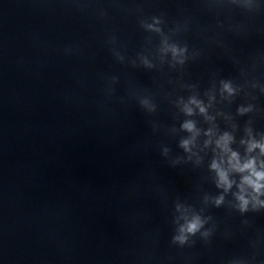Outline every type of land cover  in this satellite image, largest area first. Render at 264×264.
<instances>
[{
    "label": "clouds",
    "instance_id": "1",
    "mask_svg": "<svg viewBox=\"0 0 264 264\" xmlns=\"http://www.w3.org/2000/svg\"><path fill=\"white\" fill-rule=\"evenodd\" d=\"M205 6L209 10H216L219 12L225 6H235L249 12H256L262 6L259 0H204ZM141 15L138 17L139 26L147 33L155 34L160 37L159 47L157 49L158 58L160 61L159 68L167 64L170 69L181 71L189 60L196 59L201 55L200 50H190L189 45L184 42L181 43L174 37L182 32H187L189 29L190 18L185 19L182 23H176L174 27L167 32L164 30L165 19L163 14L160 16L152 15L145 17L142 15V9H137ZM100 15H105L101 10ZM218 27L223 28L224 24L218 21ZM243 31V26L229 25V30ZM211 39V38H209ZM218 45L221 41L215 40ZM108 43L112 45L111 52L113 57L120 63L126 62V56L117 47V40L115 36H110ZM68 51H71L70 49ZM137 57L140 65L146 69H156L158 65L149 59V56L144 53H138ZM133 66L136 61H131ZM243 75V70H241ZM110 84L118 82L119 77L112 76L108 78ZM247 83V81H246ZM180 87L189 90L192 94L187 98L178 96L174 105L179 113L185 117H194L197 114L202 116L205 122L213 123L215 116L211 115L209 109L213 108L216 102L217 93L224 100L229 103L239 96L244 91V85L235 82L232 79H219L217 82L215 78L208 90L205 91V99L201 98L198 91V84H187L180 82ZM253 89H259L261 94H264V84L254 80L251 82ZM109 93L112 91L110 88ZM246 95H251L246 93ZM130 96L136 99L140 107L148 114H153L157 111V104L154 99L147 95H139L135 90L130 91ZM252 96V99H255ZM123 100V98H121ZM256 110V106L252 103L247 105H238L236 114L244 116ZM220 114V113H218ZM153 131H158V126L153 123ZM235 125L233 128L235 129ZM169 134L175 135L178 132H186L187 136L180 137L178 147L183 150L185 156L177 155L172 157L171 149L166 145H161V155L168 159L170 165L175 167L184 163H194L199 166L202 163V157L198 151H194L198 147V138L203 134L206 139L203 141V147L208 148L213 146V158L209 163V171L214 174L213 182L218 193L216 195L204 194L202 197L203 207L196 209L194 206L182 202L177 199L174 203V234L171 238V243L179 247L186 245L191 246L195 243L194 237L199 236L204 242H209L210 238L215 232L216 225L211 215H206V210L209 206L220 208L227 206L230 209L237 211L241 216L249 212H261L264 210V132L258 133L260 139H257V134L254 133L251 127V121L247 122L244 132L245 137L240 139V144L245 146V156H241L239 151L233 149L232 145L235 143V136L232 132L223 131L217 133L215 126L202 130L197 126L195 119H184L177 129L173 126L167 131ZM258 156L252 155L257 152ZM193 157L196 159L193 160ZM235 188V191L233 189ZM231 195L232 200H226L228 195ZM247 219L242 221V224L247 225ZM228 264H246L243 257H236L228 261Z\"/></svg>",
    "mask_w": 264,
    "mask_h": 264
}]
</instances>
